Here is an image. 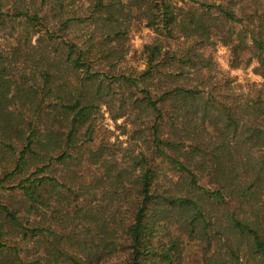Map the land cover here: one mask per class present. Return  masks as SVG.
I'll return each mask as SVG.
<instances>
[{"label":"trees","instance_id":"obj_1","mask_svg":"<svg viewBox=\"0 0 264 264\" xmlns=\"http://www.w3.org/2000/svg\"><path fill=\"white\" fill-rule=\"evenodd\" d=\"M88 1L89 13L80 16L71 9L74 0H30L36 7L0 0V34L7 29L15 40L0 51V152L12 153V169L0 173V184L23 174L9 187L20 199L0 201V264H96L110 257L113 264H183L184 240L197 241L200 255L190 264H264V102L227 104L215 96V86L199 87L204 78L195 86L175 84L186 69L207 67L202 49L215 42L230 49L233 67L255 60L264 80V0ZM132 6L135 19L164 40L182 37L192 46L178 53L159 42L145 45L143 70L113 73L125 54L121 25L130 22ZM87 19L101 24L100 33L82 45L68 35ZM23 59L31 62L34 83L13 72ZM173 68L177 75L166 72ZM104 80L108 90L114 82L124 86L131 106L152 114L154 155L177 178L168 189L156 187L158 164L145 156L118 168L102 149L89 151V163L104 168L102 180L119 195L116 204L107 203L111 209L93 204L96 194L81 183L40 175L55 162L74 161L76 135L97 106ZM134 166L141 169L131 181ZM58 187V207H52ZM32 213L58 214L63 224L52 229L30 220ZM3 232L32 241L33 259L25 262L23 249L1 241Z\"/></svg>","mask_w":264,"mask_h":264},{"label":"rangeland","instance_id":"obj_2","mask_svg":"<svg viewBox=\"0 0 264 264\" xmlns=\"http://www.w3.org/2000/svg\"><path fill=\"white\" fill-rule=\"evenodd\" d=\"M8 4L13 3L14 0H5ZM35 1V0H33ZM124 3H128V0H123ZM26 4L33 5V2L26 0ZM180 6V3H176ZM88 0H74L71 4V9L75 15L85 16L89 13ZM37 5H33L36 7ZM48 9L47 7L43 8ZM131 20L126 21L128 24H122L121 27L125 29V35L122 39L123 46L125 48V54L123 58L117 62L115 68L111 71L113 73L121 72L125 75H136L145 68L144 55L142 53L143 47L145 45L153 44L155 42L161 43L166 50L171 49L182 53L186 49L192 46L193 42L191 40H186L182 37L173 40H164L163 36L157 34L153 28L147 27L145 20L135 19L134 13L136 14V7L132 6ZM135 21V23H134ZM100 23H91L90 19L83 22L76 23L71 27V32L68 37L72 40L77 41L82 45H86L88 42L86 39H90L91 34L98 36L100 33ZM7 29L5 32L0 34V51H9L10 47L15 44L13 38L9 39L7 34ZM16 36V32L14 33ZM36 35L33 36L32 43L34 44V39ZM9 39V40H8ZM8 42V43H7ZM8 44V46H7ZM114 44L116 42L114 41ZM202 47V46H199ZM203 51V61L207 67H203L199 72L190 71L186 69L184 77L175 78V84H183L186 86L198 85L203 78L206 79V84H199V87H204L206 91L210 90V86H215L213 93L220 100L227 102V104H234L236 106L251 103L252 100L257 98L264 102V80L256 73L255 69L258 63L253 60L249 65L246 62L249 59H244L239 67H233L231 63V52L230 49L224 46L222 43L215 42L214 45L205 47ZM35 59L36 58H30ZM24 62L18 63L19 72H13L16 74L24 73V77L28 78V83H34V79L31 80L28 73V66L30 65L29 60H22ZM111 61V60H110ZM112 62V61H111ZM107 60H102L100 64L101 68L105 71L109 67L105 66ZM99 67L95 65V68ZM99 67V68H100ZM97 69V68H96ZM176 68L168 69L166 72H173L175 75L179 71H175ZM81 75V74H80ZM66 79L68 81H74V75L70 73L67 74ZM38 81V80H36ZM98 80H95L93 88L96 87ZM107 81L101 83L100 88L102 91L97 95V106L92 110L89 120L85 122L80 128L76 135V146L74 149V154L76 153V158L74 163H60L55 162L50 167L46 168L40 175H52L59 179L60 181L67 184H80L84 186L88 191L96 194L93 204L97 205H109L107 203L114 201L119 195H115V187L109 188L107 184L102 180L101 176H104L105 170L99 164L89 163L88 155L89 151H96L102 149L103 155L107 157H113L116 160V167H130L134 163V159L143 155L149 161L150 165L158 164L159 167V178L154 183L156 187L160 185V188L171 187L169 180H173L176 183L177 178L172 175L170 167L166 162H161L154 155V147L152 145L151 132L148 129L149 122L151 120V115L149 112H143L140 108L131 106V101L129 99L130 93L123 86H118L115 82L109 86L111 89L108 90ZM171 85V84H169ZM94 90V89H93ZM49 101V100H48ZM21 101H14V105L18 108L24 109L25 105ZM14 107V106H13ZM12 107V108H13ZM123 114L122 116H116L117 114ZM90 128V132L86 130ZM89 132V133H88ZM16 140V139H14ZM19 141H15L13 146L18 145ZM20 144V143H19ZM18 149L21 147L17 146ZM11 152H0V173L5 169L10 171L12 165L10 161ZM17 154V153H16ZM15 154V155H16ZM177 156V153L174 154ZM112 158V159H113ZM134 165V164H133ZM41 164L38 165L40 167ZM135 169H129L128 171L132 173L129 177L131 181H134L135 176L140 171L141 167L134 166ZM34 166L29 168V171H33ZM20 177V174L11 177L4 181V184H0V201H7L12 198V201L20 199L17 190L13 191L9 187L16 183ZM74 182L72 181V178ZM1 180V179H0ZM129 185L135 182H127ZM202 185L205 182L201 181ZM60 187L56 188L51 194H53L50 204L52 207H58L56 198L59 196ZM172 189L176 190L175 186ZM114 190V195H113ZM183 191V189H181ZM64 193H66L64 191ZM69 194V193H68ZM70 196V194H69ZM72 198V196H70ZM79 199L78 202H80ZM15 204L18 205V201ZM114 206L109 205V208ZM23 210V208H22ZM65 218V217H64ZM29 219L32 221H38L43 223L45 226L51 227L52 229L60 228L62 225V218L58 214L53 215V213H41L29 214ZM3 240L6 245H16L23 249L20 252V256L25 259V262L31 261L33 255L36 253L35 249L31 246L33 242L28 240L26 243L20 239L18 236H13L3 232L1 241ZM186 243V244H185ZM184 244L187 245L184 248L183 264H190L196 256L200 255L198 252L197 241L187 242L184 240ZM4 253V252H3ZM114 258H106L103 261H99L96 264H113Z\"/></svg>","mask_w":264,"mask_h":264}]
</instances>
